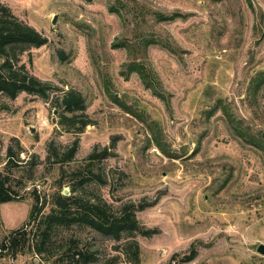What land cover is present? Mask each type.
I'll use <instances>...</instances> for the list:
<instances>
[{
	"label": "rangeland",
	"instance_id": "1",
	"mask_svg": "<svg viewBox=\"0 0 264 264\" xmlns=\"http://www.w3.org/2000/svg\"><path fill=\"white\" fill-rule=\"evenodd\" d=\"M0 1L48 39L12 50L14 67L57 87L0 95V181L17 195L0 203V264H76L78 250L86 264H264V0ZM72 90L74 122L57 105ZM58 194L72 216L74 199L127 207L153 233L57 223L45 241ZM37 197L29 243L1 250Z\"/></svg>",
	"mask_w": 264,
	"mask_h": 264
},
{
	"label": "trees",
	"instance_id": "2",
	"mask_svg": "<svg viewBox=\"0 0 264 264\" xmlns=\"http://www.w3.org/2000/svg\"><path fill=\"white\" fill-rule=\"evenodd\" d=\"M47 42V37L34 27L20 21L12 14L9 7L0 1V95L3 94L10 98H15L20 93L27 92L48 98L49 91L51 89H57V87L50 82L43 81L29 74L27 71H24V66L20 68L14 67V60L16 59L13 58L14 55H12V53H14V51L12 52V50L19 48L21 53L28 47H41ZM85 102V98L82 94L73 90L65 92L61 98L57 99V105L62 107L65 112L72 114L71 116H64V118L71 122L75 121L76 115L74 114H76V112L85 110ZM90 123L91 121L84 120L82 127ZM77 145L78 143L75 141L66 159H71L73 157ZM107 155L108 151L105 149L102 153H93L90 158L102 160ZM5 185V180L0 181V203L12 201L17 196H15V193L11 192V189H7ZM70 200H72L71 197L66 195L58 194L56 196L55 212L46 218V229L42 232L41 239L45 241L49 239L48 233L53 225L57 223L69 225L73 222L86 223L114 240H120L126 233L131 235L134 232H138L145 236H151L153 233L151 230H144L136 219V216L127 211V207L125 208L126 212L123 217H117L109 214L107 210L100 205L84 203L79 199H74L73 203L77 205L78 208L82 209V212L79 213V215L72 216L76 213L72 211V204L69 203ZM42 209L43 205H41L40 197H37L36 202L31 208L28 221L20 228L11 232L9 238L10 244L7 245V243L4 242L1 245V250H5L7 246L12 245L18 247L22 245L23 242L29 243L28 227L32 221H37ZM35 246L37 247V251L40 252L43 250L44 241ZM131 254V259L135 261L139 259L138 247H136ZM193 256L194 255H190L188 259H192ZM71 257L77 262L76 264H86L91 260L92 253L78 250Z\"/></svg>",
	"mask_w": 264,
	"mask_h": 264
},
{
	"label": "water",
	"instance_id": "3",
	"mask_svg": "<svg viewBox=\"0 0 264 264\" xmlns=\"http://www.w3.org/2000/svg\"><path fill=\"white\" fill-rule=\"evenodd\" d=\"M55 21H56V19L54 18V22H55ZM263 135H264V134H263ZM66 192H67V190H66ZM257 251H258L259 253H261V254L264 255V243H261V244L258 246Z\"/></svg>",
	"mask_w": 264,
	"mask_h": 264
}]
</instances>
